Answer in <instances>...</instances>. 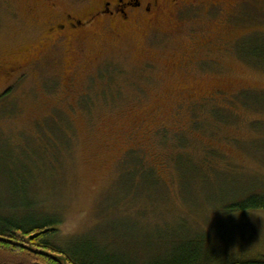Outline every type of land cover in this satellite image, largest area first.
Returning <instances> with one entry per match:
<instances>
[{
  "label": "rangeland",
  "instance_id": "obj_1",
  "mask_svg": "<svg viewBox=\"0 0 264 264\" xmlns=\"http://www.w3.org/2000/svg\"><path fill=\"white\" fill-rule=\"evenodd\" d=\"M95 1L56 0L53 11L0 0V189L25 179L60 215L64 240L96 228L149 250L182 230L224 255L264 256V211H228L264 196V7L219 20L231 51L211 54L218 65L204 70L216 79L168 67L177 39L143 55L141 31L86 33L81 62L52 47L60 14Z\"/></svg>",
  "mask_w": 264,
  "mask_h": 264
},
{
  "label": "trees",
  "instance_id": "obj_2",
  "mask_svg": "<svg viewBox=\"0 0 264 264\" xmlns=\"http://www.w3.org/2000/svg\"><path fill=\"white\" fill-rule=\"evenodd\" d=\"M52 146L56 150L57 144ZM18 183L17 189L4 190L7 193L0 189V264H264V256L240 258L215 252L203 236L182 230L149 240L160 243L149 250L147 245L97 233L96 228L64 240L60 215L39 207L25 179ZM257 210L264 211V196L251 195L228 206L232 213ZM161 240L166 244L156 242ZM25 241L29 248L21 245Z\"/></svg>",
  "mask_w": 264,
  "mask_h": 264
},
{
  "label": "flooded vegetation",
  "instance_id": "obj_3",
  "mask_svg": "<svg viewBox=\"0 0 264 264\" xmlns=\"http://www.w3.org/2000/svg\"><path fill=\"white\" fill-rule=\"evenodd\" d=\"M42 3L53 11L58 9L56 0H42ZM258 4L264 7V0H96L83 14L63 12L48 32L52 47L64 42L76 62L83 60L78 43L87 38L85 34L89 32L94 36L110 33L119 38L121 33L141 31L145 40L143 55L167 48L170 40L177 39L180 53H170L169 62L175 65L169 64V68L196 78L214 76L219 79L221 74L207 75L204 70L218 65L211 56L213 52L231 51L222 44L230 34L229 25L219 20L243 12L244 5ZM202 22L209 28H200ZM161 57L159 60L163 59ZM145 66L157 68L152 59H148Z\"/></svg>",
  "mask_w": 264,
  "mask_h": 264
}]
</instances>
